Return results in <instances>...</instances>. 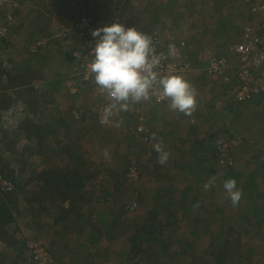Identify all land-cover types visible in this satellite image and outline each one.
Wrapping results in <instances>:
<instances>
[{
	"label": "rangeland",
	"instance_id": "374dc122",
	"mask_svg": "<svg viewBox=\"0 0 264 264\" xmlns=\"http://www.w3.org/2000/svg\"><path fill=\"white\" fill-rule=\"evenodd\" d=\"M17 1L21 5L22 15L16 19L17 27L13 30L14 36L11 37V44L7 46L5 51L0 48V62L4 70L11 75V77L0 79V84L4 86V89L0 90V133H7V142L9 140V143L12 142L9 145L12 146L9 150H5L4 145L0 144V170L4 169L5 164H8L9 168L7 169H10V171L3 170L8 171L7 175H9L5 180L12 182L15 186L18 184L22 191L6 194L7 192L0 189V205L9 209L15 221L14 226L10 224L4 228L0 227V264H29L32 263L31 260L34 264H37V262H34L31 253L28 252L17 253L22 259L21 261H13V258L17 257L16 252H13L14 247L8 246L7 243L12 241L15 243L19 239L18 231L25 235V237L23 236L24 239L41 244L46 251L50 249L53 253L50 254L53 257V264H76L79 261L87 264L91 261V258L93 260L90 255L94 254V251H90V246L97 247L100 244L114 249L122 245L123 248L127 246L128 248H125L126 254L124 253L126 259L128 251H130L128 257H133L137 254L136 249L133 250V247L137 246L138 243L145 247L153 243L152 238H147L143 233L138 232L140 230L137 226L143 225L142 220L137 218L141 208V197L136 198L135 195L140 192H152L153 189H158L155 182H153V185H145L149 176L155 175L158 177L156 173L159 155L155 154L156 150L154 148L157 139L150 135V141L144 142L135 134L137 111L147 116V107L140 106L138 108L130 103L128 111L117 112L115 118L109 119L108 123H101L93 105L98 104L97 102L106 101L105 98L95 96L92 92L89 93L88 90L82 91L83 84H78L79 90L71 94L72 88L77 89V86L74 87L76 81L73 85L70 84L71 71L80 68L78 65L71 67L66 57V53L74 52L73 45L68 46V44L58 41L53 45L45 46L40 54L30 55L27 53L31 41L35 39L33 37L37 35L39 36L38 39L51 37L66 18L73 17L74 10H88V7L92 6L89 2L85 0H68L63 8H60L57 6L56 1L58 0ZM104 1L107 3L106 7L109 8L108 11L112 15L115 13L120 17L123 16L124 20L130 21L131 25L128 24L129 27H135L148 36L158 27L156 22H159L160 19L155 20L159 14L157 12L158 0H131L130 3H127L128 0ZM108 5L110 6L108 7ZM146 7H150L151 13L148 10L146 11ZM156 7L157 9L154 10ZM67 8L68 11H63ZM70 11L73 13H69ZM115 15L113 18H115ZM186 17L189 19V14H186ZM121 20L115 19L114 22ZM202 21V25H204L205 20ZM114 22L111 21L107 25ZM125 25L127 26V23ZM202 25L198 26L201 27ZM184 55H182V60H187L188 56ZM175 56L180 57L179 54L172 55V57ZM202 56L204 57V54L199 53L198 57L202 59ZM40 60L43 62L37 67L36 64ZM21 70H24V72H20ZM2 85L1 88H3ZM15 86L19 88L15 90ZM41 98L44 100V105H42L44 107L38 112L36 107L32 108L29 104H36V102L41 104ZM78 107L81 108V116L85 117L87 115L88 118H85L84 121L75 122L73 126L74 134L71 135L73 140L72 138L69 140L63 135L65 130L63 126L61 127L59 119L68 118L71 109L78 110ZM36 115H42V117L40 116L35 120ZM25 117L29 119L27 125L22 120ZM45 121L47 124L54 122L53 126L55 127L52 129L53 135L44 140L43 143H41V136H36V132L33 134H30V131L24 132V127L29 126V122L47 128ZM149 123H151V120ZM16 129H19L18 133H16ZM9 136L15 141H11ZM25 146L31 148L25 152L27 160L22 162L18 157H20L19 153L22 149H25ZM65 148L69 149L70 152L76 148V153H73V159L76 161L70 160L69 155L63 153ZM138 151L141 152V155L138 154ZM76 158H80V164ZM67 165L72 166L71 169L80 173L83 177L88 175L92 177L91 180L85 183L83 191L79 194L72 189V195L74 196L62 202L63 197L58 195L57 191H64L66 187L65 181L61 180L58 182L59 186L55 187L50 194L47 195L46 192H41L43 186L41 183L39 186V181H37L40 174L48 171L58 173L62 170L65 171L62 174L69 177L73 174V171L63 170ZM130 165H135L142 171L143 174L141 173L142 177L139 183H129L126 171ZM58 176L59 178L63 177L62 175ZM160 178L164 181L168 177L162 175L158 180ZM165 188L171 189L172 187L168 185L160 190ZM37 193H40L37 199H41L43 202V209L41 208V210L38 207L41 202L35 203L33 201L31 202L33 204L30 203L32 196ZM76 196L83 198V200H77L74 204L71 201ZM134 201L138 203V208L135 211L127 210L126 206ZM99 202H105L106 209L100 210L102 211L100 214L102 217L96 216L98 210H91ZM113 205H115L114 210L112 209ZM63 209L70 211L68 218H74V220L68 219V221L58 223L56 219L60 213L63 214ZM154 209L157 211V207H154ZM80 215H82L81 219ZM104 217L109 218L104 219ZM97 219L99 223L95 222ZM158 222H160L158 219L149 221L146 228L148 230L152 227L158 228ZM162 222L165 225V220H162ZM133 223H136V225ZM116 224L119 226L117 227ZM96 225H98L97 229L107 227L106 230H102L107 233L104 232V238L102 237L100 240L97 237L92 238L97 231L94 230ZM154 228L151 230H154ZM89 230L91 232H88ZM125 231H128V234H136L137 244L130 246L129 242L121 241L126 237L127 233ZM118 234H121V237L118 238V236V240L114 241L113 238ZM110 236L112 237V243L109 242ZM194 238L197 239V236ZM164 240L166 238L162 241ZM197 240L201 247L208 245L205 244L208 241L207 237L200 236ZM212 240H215V237ZM256 242L262 241L256 239ZM165 243L167 244V242ZM154 248L156 250L154 252L158 250L162 258L159 264L188 263L181 260L169 262L170 256L164 253L161 244L160 247L155 246ZM154 252L148 253L147 256H153ZM217 253H222L221 249ZM138 255L140 256V252ZM220 255L222 256V254ZM108 259L111 258L103 254V259L99 261L105 260L106 263L112 261H108ZM189 263L193 264V262Z\"/></svg>",
	"mask_w": 264,
	"mask_h": 264
},
{
	"label": "crops",
	"instance_id": "0c3cea01",
	"mask_svg": "<svg viewBox=\"0 0 264 264\" xmlns=\"http://www.w3.org/2000/svg\"><path fill=\"white\" fill-rule=\"evenodd\" d=\"M158 1L159 16L168 15L163 19L161 17V25L166 23L171 31L184 33L186 30L194 35L205 28L202 25L203 19L205 22L213 23L211 25L213 30L226 31L225 34L218 35L217 39L206 41L210 44L230 43L237 40L233 36L236 34L237 37V34H241V37L242 33L249 31L253 24L250 20L249 0H176L173 2L176 5L174 9L165 8L170 0ZM179 3L183 5L179 6ZM186 14H189V19ZM174 15L179 18L178 22H181L182 26L175 24ZM228 33L232 37H227ZM216 46L213 49L216 50ZM3 48L5 50L6 45ZM206 58L207 55L204 53V57L199 59L201 63L198 67L203 65L202 62ZM186 81L196 101L190 115L172 110L170 102L161 105L150 104L146 108L151 120L149 123L151 136L156 138L157 143L168 153V159L164 164L158 163L156 173L158 177L151 175L145 182V185L157 183L158 189L135 194L136 198H142H140L141 208L137 218L142 220L143 225L137 226L140 230L138 232L153 239V243L149 246L145 247L140 243L134 246L135 251L140 252L142 256L137 258H142L141 264H159L162 258L158 250L154 252V247H160L161 244L164 253L170 256L169 262L181 260L188 262L187 264H191L189 262L264 264V167L260 161L261 150L264 147V96L256 97L244 104L237 103L230 89H219L202 70L191 72ZM18 88L15 86V90ZM1 89H4V86L0 87ZM38 105L40 112L44 104ZM78 110L81 111V108L78 107ZM40 116L42 117L36 115L35 120ZM86 116L85 118H88ZM233 135L242 140V145L234 149L236 167L222 168L213 157L215 151L213 140L217 136ZM5 137V132L0 133L1 145H4ZM155 154L159 155L156 151ZM162 175L168 178L164 181L161 178L158 180ZM228 179H234L237 189L242 192L241 200L236 205H233L223 187ZM40 183L42 184L38 182V185ZM206 184H210V187L205 188ZM168 185L172 188L160 190ZM104 204L105 202H99L91 209L98 210L96 216L102 217L100 210L106 209ZM112 207L114 210L115 205ZM154 207H157V211ZM108 218L104 217V219ZM69 219L74 220V218ZM157 219L160 221L159 227L148 230L146 228L148 222ZM162 220H165V225ZM95 222L97 223L98 219ZM97 227L98 225L94 228L97 231L92 238L97 237L100 240L105 232L102 230H106L107 227L105 229H97ZM153 228L154 230H151ZM126 233V237L121 241L129 242L130 246L137 244L136 234H128V231ZM193 236H197V239L200 236L207 237L208 241L205 244L208 245L201 247ZM117 237L120 238L121 234L113 238L114 241L118 240ZM213 237L215 240H212ZM111 238L110 236V243H112ZM164 238L166 240L162 241ZM256 239L262 242L257 243ZM125 248L123 245L116 249L104 247L102 244L97 247L90 246V251H94V254L90 255L93 260L91 258L87 264H134L127 261ZM219 249L222 253H217ZM153 252V256H147L148 253ZM129 253L130 251L127 253L128 256ZM103 254L111 258L108 261H112L100 262ZM124 257L126 260H123ZM76 264L83 262L79 261Z\"/></svg>",
	"mask_w": 264,
	"mask_h": 264
},
{
	"label": "built area",
	"instance_id": "2783aa9c",
	"mask_svg": "<svg viewBox=\"0 0 264 264\" xmlns=\"http://www.w3.org/2000/svg\"><path fill=\"white\" fill-rule=\"evenodd\" d=\"M249 1L252 2V11L258 14L259 16H257L264 23V0ZM20 8L21 5L17 0H0V40L10 41L12 28L16 24L15 12ZM114 23H121V21H115ZM94 30L96 29L92 28L90 20L86 17H83L79 21L63 22L51 37H42L41 39L31 41L27 53L30 55L40 54L45 46L53 42L60 41L68 44V46H74L76 45L75 43L82 40L84 43L77 46L78 50L76 49L73 52L80 68L78 67L77 81L74 85V87L77 86V89L72 88L71 94L79 90L78 84H83L82 91H84L85 85L90 90V93L92 92L95 96L105 98L106 101L97 102L98 104L95 103L93 105L95 106V113L99 121H101L104 115V109L111 103V98L108 97L106 92L101 93L94 82L92 74L88 71V64L91 61L90 52L95 46V40L91 35ZM248 32L241 41H238L230 48L228 54L219 53L215 50L205 52L207 55V63L205 67L199 69L208 78L212 79L219 89H230L229 91L232 93L235 101L241 104L247 103L256 97L264 96V34L254 35L251 33V30ZM86 36L89 37V40H85ZM149 36L152 39L156 52L161 57L159 66L156 69L160 75H179L186 78L191 72L197 70L191 62L182 60V54L184 53L182 51L186 50L184 49L186 47L184 42L181 43V48L175 46V52L170 54L167 51L168 46L166 42L170 39L167 35H162L158 30H154ZM174 54H179L180 57H172ZM164 101L170 100L161 97L158 92H155L151 94V99L132 104L139 108L140 106L147 107L150 103H161ZM116 113L114 112L109 119L115 118ZM137 113L138 118L135 125V134L144 142H149L151 138L147 129L150 121L149 117L148 115H142L140 111H137ZM71 114L76 121L82 120L80 110L73 109ZM213 142L215 144L217 164L227 169L236 167L237 160L234 155V149L242 145L241 138L235 135L217 136ZM260 161L264 167V147L261 150ZM127 177L129 183L134 184L141 181L142 174L139 168L132 166ZM5 179L0 171V189L3 192L14 191L15 185ZM137 208L138 203L136 201L126 206V209L129 211H135ZM26 247L28 253H31L34 262H37V264H53V257L41 244L39 245L36 242L28 241ZM31 262L33 263L32 260Z\"/></svg>",
	"mask_w": 264,
	"mask_h": 264
},
{
	"label": "clouds",
	"instance_id": "9594fccd",
	"mask_svg": "<svg viewBox=\"0 0 264 264\" xmlns=\"http://www.w3.org/2000/svg\"><path fill=\"white\" fill-rule=\"evenodd\" d=\"M91 35L95 46L90 52L88 71L101 93L106 92L111 98V103L104 109L101 123H108L114 112L128 111L130 103L151 99V94L155 92L170 101L150 104L161 105L170 102L172 110L191 114L196 101L189 83L182 76L160 75L156 71L161 57L156 52L150 36L135 27H125L121 23L97 28ZM169 51L170 54L174 53L175 46L169 45ZM84 119L82 116L83 121ZM73 120L78 122L74 118ZM154 148L159 154V163H166L168 153L159 143L154 145ZM208 187L210 184L205 185V188ZM223 187L233 205L238 204L242 192L237 189L236 181L228 179Z\"/></svg>",
	"mask_w": 264,
	"mask_h": 264
},
{
	"label": "trees",
	"instance_id": "16d2710c",
	"mask_svg": "<svg viewBox=\"0 0 264 264\" xmlns=\"http://www.w3.org/2000/svg\"><path fill=\"white\" fill-rule=\"evenodd\" d=\"M70 1V0H69ZM86 2H89L92 6H89L88 8V10H83V11H79V10H74L73 12H74V15H73V17H70L69 19H67L66 18V20L65 21H63L64 23L65 22H74V21H79L80 19H82L83 17H86V18H88L89 20H90V25H92V28H94V29H97V28H101V27H104V26H106L108 23H111V21L112 22H114V20L115 19H122L121 20V24H123L125 27H129V25L128 24H130L129 22L130 21H127V20H124V17L123 16H119V15H115V13H113V15H112V13H110L108 10H109V8H107L106 6H107V3L104 1V0H85ZM176 0H170V2L166 5V7L165 8H168V9H170V8H172V9H174L175 8V3H173V2H175ZM57 2V6H59L60 8H63V6L65 5V3L66 2H68V0H64V1H56ZM131 2V0H128V2L127 3H130ZM252 3V2H251ZM251 3H250V14H251V16H250V20H252V26L250 27V30L252 31L251 33L252 34H264V27H263V21L258 17L259 15L258 14H256V13H254L253 11H252V7H251ZM88 5V4H87ZM169 5V6H168ZM181 5H183V3H179V6H181ZM110 5H108V7H109ZM126 6H127V4H126ZM170 7V8H169ZM150 7H146V11L148 10V11H150L151 9H149ZM157 9V7L154 9V10H156ZM63 11H68V8L66 9V10H63ZM72 11H70L69 13H73ZM157 12H159V10L157 9ZM150 13H151V11H150ZM110 14V15H109ZM15 15H17L16 16V19L19 17V16H21L22 15V11L20 10V9H18V10H16V12H15ZM115 15V18H113V16ZM258 15V16H257ZM166 16H168V15H163V17H162V19L164 18V17H166ZM161 17L159 16V14H158V16H157V18L155 19V20H158V19H160V21L158 22H156V26H158L160 29H156L155 28V30H158L162 35H167L170 39L169 40H167V42H166V44H167V46H168V48H167V51L168 52H170L169 51V45H174V46H176V47H180L181 46V43L182 42H184L185 44H186V47H184V49H186V50H184V51H182V52H184L182 55H184V56H188V61L189 62H191L192 63V65H193V67L195 68V69H199V68H203V67H205V64L207 63V58L205 59V61H203L202 63H203V65L201 66V67H198V64L199 63H201V61H199V57H198V55H199V53H205V52H207V51H209V50H215V49H213V47L215 46V44H217V43H212V44H210V43H208V42H206V41H210V40H212V39H217L218 38V35H220V34H225L226 33V31L224 32V31H222V32H218L217 30H213V27H211V25L213 24V23H208V22H205V24L203 25V26H205V28L204 29H202V30H200V32H198V33H194V35H192V33H189V31H186L185 30V32L184 33H177V32H175V31H171V29H170V27L169 26H167L166 25V23L162 26L161 25ZM174 17V21H175V24L176 25H179V26H182L183 24L180 22H178V20H179V18H177V16L176 15H174L173 16ZM111 20V21H110ZM164 21H165V19H164ZM213 22V21H212ZM127 23V26L125 25ZM206 23H208V24H206ZM131 25V24H130ZM161 25V26H160ZM17 27V24H15L14 25V28H12V37L14 36V34H13V30L15 29ZM249 32L246 30V32L244 31L243 33H242V36L240 37V35L241 34H237V37H235V35L233 36L234 37V39H237V40H234V41H231L230 43H228V42H220V43H218L217 44V46H216V50L215 51H217V52H219V53H221V52H223V53H226V54H228L229 53V49L235 44V43H237L238 41H241L242 40V38L246 35V34H248ZM33 36H35V35H33ZM206 36H208V38H206ZM217 36V37H216ZM215 37V38H214ZM219 37H221V36H219ZM227 37H232L231 36V34H227ZM33 38H35V39H38L39 38V36L37 35V36H35V37H33ZM89 37L88 36H86V39L85 40H89L88 39ZM11 40L12 39H10V41H2V40H0V43H1V45H0V47H1V49H3L2 51H5L4 50V48H3V46H5L6 45V47L7 46H9L11 43ZM34 40V39H33ZM3 43V44H2ZM53 43H55V42H53ZM53 43H51V44H53ZM84 42L82 41V40H80V41H78L77 43H75L76 45H74V46H76V47H74V51L77 49L78 50V47L77 46H79V45H81V44H83ZM50 44V45H51ZM3 45V46H2ZM181 48V47H180ZM66 57H67V59H68V63L69 64H71V67L72 66H76V65H78V60H77V58L74 56V54H73V52L72 53H66ZM43 61L42 60H40L36 65H37V67L40 65V63H42ZM72 70V69H71ZM74 70V69H73ZM20 72H24V70H21ZM17 76V75H16ZM6 77H11V75H9V73H7L5 70H4V68H3V65H2V63L0 62V79L1 78H6ZM19 77V76H18ZM70 84L71 85H73L74 84V82L75 81H77V70H74V71H71V74H70ZM188 77V76H187ZM187 77L185 78V77H183L185 80L187 79ZM0 83H1V81H0ZM86 88V89H85ZM88 87L86 86V87H84V90H88L89 91V93H90V90L89 89H87ZM40 103H44V100H42V98H41V101H40ZM32 108L34 107V105H36L35 107L38 109V107H39V105H38V103L36 102V104H29ZM133 116V115H132ZM36 118V117H35ZM26 119V120H25ZM22 120H23V122H26L25 124L27 125V122H28V120L29 119H27V117H25V118H22ZM85 120V119H84ZM59 122H60V125H61V127L63 126L64 127V130H65V132H64V136L66 137V138H68L69 140H70V138H72V136H73V134H74V124H75V121H73V119H72V115H71V113H70V115L68 116V118H60L59 119ZM45 123H46V121H45ZM35 124V123H34ZM32 122H29V126H25L24 127V132L26 133V132H28V131H30V134H33L34 132H36V136L37 137H39V136H41V139H42V142L41 143H43L44 142V140H46L47 138H50L51 137V135H53V131H52V129H53V127H55V126H53V124H54V122H51L50 124H47L46 123V127L47 128H42V127H39V126H36V125H34ZM148 134H152V131H151V129L149 130V124H148ZM20 130H21V128H20ZM59 130V129H58ZM18 131H19V129H16V133H18ZM56 132V131H55ZM132 133H133V130H132ZM5 135H6V137H5V143H4V147H5V150H9L12 146H9L10 144H9V142H7V133H5ZM72 135V136H71ZM19 136V135H18ZM10 137V136H9ZM17 140V139H16ZM72 140H73V138H72ZM11 141H15L14 139H12L11 138ZM3 146V145H2ZM41 147V146H40ZM25 149H22L21 151H20V157H18L19 156V154L17 155V157L22 161V162H25L26 160H27V156H26V151L27 150H29V148H31L30 146L29 147H27V146H25L24 147ZM76 148H74V149H72V152H70L69 151V149H67V148H65L64 150H63V153H65V154H68L69 155V159L70 160H72V161H76L75 159H73L74 158V154L73 153H76V150H75ZM1 150V149H0ZM138 154L139 155H141V152L140 151H138ZM214 159H215V161H216V158H215V151H214ZM76 159H78V161H79V164H80V158H76ZM216 163H217V161H216ZM132 166H135V165H130L129 167H128V169H127V171H126V175L128 174V172H129V170H130V168L132 167ZM7 168H9V166H8V164H5L4 165V169L2 168L0 171H1V173L3 174V176H4V178H8L9 177V175H7V173H8V171H10V169L8 170ZM72 168V166H70V165H67V167H65V168H63V170H66V171H70V170H72L71 169ZM8 170V171H3V170ZM140 170V169H139ZM73 171V170H72ZM65 171H62V170H60V171H58V173L57 172H55V171H48V172H42L41 174H40V176L38 177V181L39 182H42V184H43V188H42V190H41V192H46V194L48 195V194H50L51 192H53L54 191V188L55 187H58L59 186V183L58 182H60L61 180H63V181H65V189H64V191L63 190H61V191H57V193H58V195H60L61 197H63V201L62 202H64V201H66L67 199H71L74 195H72V189H74V191L76 192V193H81L82 191H83V189H84V186H85V183L87 182V181H89V180H91L92 179V177L91 176H82L80 173H77L76 171H73L72 173V175H70L69 177H67V176H65V175H63L62 173H64ZM141 173H142V171H141ZM143 174V173H142ZM58 175H62L63 177H61V178H59V176ZM69 178V179H68ZM80 180V181H79ZM56 183H58V184H56ZM20 189H18L17 187ZM16 186H15V190L14 191H12V192H7L6 194H12V193H16L17 191H19V192H21L22 190V188H20V186L18 185V184H16ZM39 192V191H38ZM40 193H37V194H34L33 196H32V198H31V200L32 201H30V203L31 202H35V203H40L41 202V204L38 206L39 207V210H41V208L43 209V202L41 201V199H37V196L39 195ZM70 194H71V196H70ZM55 196V195H54ZM80 201V200H83V198H78V196H76L75 198H73L72 199V201L71 202H73L74 204H75V202L76 201ZM31 204H33V203H31ZM63 214H59L58 215V217H57V219H56V221L57 222H65V221H68V217L70 216L69 215V212L70 211H68L67 209H63ZM14 218L12 217V215H11V212L9 211V209L8 208H6V206H1L0 205V227H5V226H8V225H10V224H13V226H14ZM18 235H19V239L14 243L13 241L12 242H8L7 243V245L8 246H12V247H14L13 248V252H16V258H13V261L14 262H16V260H18V261H21V259L22 258H20L19 256H18V254L19 253H21V252H25V253H27L28 252V249H27V247H26V245H27V242H28V240H26V239H24V237H25V235L23 234L22 235V232H20V231H18ZM22 235V236H21ZM24 236V237H23ZM133 250H135V248L133 247ZM50 254H53L52 252H51V250L49 249V251H48ZM18 253V254H17ZM23 253H21V254H23ZM138 253L139 252H137V254H135L134 255V257H128L127 258V261L128 262H134V264H141V261H142V258H140V259H138L137 258V256H139L138 255ZM7 259V258H6ZM18 264H22V263H18ZM29 264H32V263H29Z\"/></svg>",
	"mask_w": 264,
	"mask_h": 264
}]
</instances>
